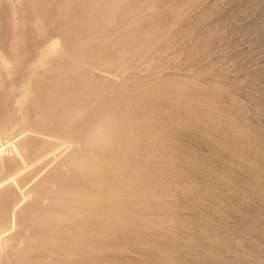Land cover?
Segmentation results:
<instances>
[{"label":"rangeland","instance_id":"1","mask_svg":"<svg viewBox=\"0 0 264 264\" xmlns=\"http://www.w3.org/2000/svg\"><path fill=\"white\" fill-rule=\"evenodd\" d=\"M0 264H264V0H0Z\"/></svg>","mask_w":264,"mask_h":264}]
</instances>
